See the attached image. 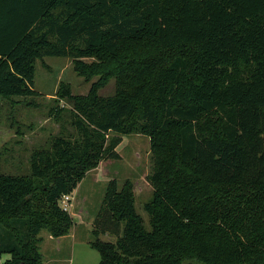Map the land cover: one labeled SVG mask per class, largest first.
<instances>
[{"label":"trees","instance_id":"16d2710c","mask_svg":"<svg viewBox=\"0 0 264 264\" xmlns=\"http://www.w3.org/2000/svg\"><path fill=\"white\" fill-rule=\"evenodd\" d=\"M52 55L100 79L56 94L74 134L34 149L29 174L0 172V264H42L41 232L74 224L62 197L130 134L150 139V228L134 181L110 179L99 264H264V0H0V96L35 95Z\"/></svg>","mask_w":264,"mask_h":264},{"label":"rangeland","instance_id":"374dc122","mask_svg":"<svg viewBox=\"0 0 264 264\" xmlns=\"http://www.w3.org/2000/svg\"><path fill=\"white\" fill-rule=\"evenodd\" d=\"M87 62L94 57L83 58ZM100 74L86 79L74 68L72 57L46 56L36 61L35 91L32 96H0V172L12 174L30 173V156L34 149L47 148L54 136L62 130L75 133L71 125L68 102L56 96L62 84L71 87L74 94H87ZM99 93H115L116 77L112 76ZM64 108L61 120L56 111ZM122 158L103 160L90 170L73 193L68 207L73 208V234L62 241L49 238L42 231L40 249L42 264H99L100 253L91 246L93 229L99 216L103 197L110 179L116 178L121 186L126 178L134 181L136 208L149 229V215L144 204L153 197V187L147 179L151 171L150 139L144 134L124 135L118 146ZM75 194V196H74ZM72 205L74 207H72ZM60 237V236H59ZM103 240L116 241L117 236L101 233ZM10 257L9 253L3 259ZM249 264V263H245Z\"/></svg>","mask_w":264,"mask_h":264},{"label":"built area","instance_id":"2783aa9c","mask_svg":"<svg viewBox=\"0 0 264 264\" xmlns=\"http://www.w3.org/2000/svg\"><path fill=\"white\" fill-rule=\"evenodd\" d=\"M73 199V195H71V194H66V195H64L63 197H62V199H61V204H62V206H64L65 208H67L68 210H69V207H68V205H69V203H70V201Z\"/></svg>","mask_w":264,"mask_h":264},{"label":"crops","instance_id":"0c3cea01","mask_svg":"<svg viewBox=\"0 0 264 264\" xmlns=\"http://www.w3.org/2000/svg\"><path fill=\"white\" fill-rule=\"evenodd\" d=\"M74 196H75V194H74ZM73 200V199H72ZM72 207H74L73 205H72ZM72 209L73 208H71V209H69V211H70V213H71V215H72V217H73V211H72ZM74 220V219H73ZM71 232V231H70ZM68 233V234H66V235H63V236H60V237H54V236H52V235H50L49 233L47 234V236L49 237V238H54V239H58L59 241H62V239L65 237V236H70V235H72L73 236V234L72 233Z\"/></svg>","mask_w":264,"mask_h":264}]
</instances>
